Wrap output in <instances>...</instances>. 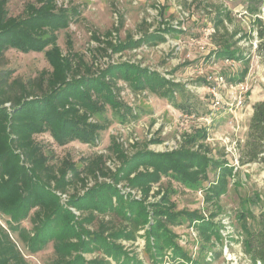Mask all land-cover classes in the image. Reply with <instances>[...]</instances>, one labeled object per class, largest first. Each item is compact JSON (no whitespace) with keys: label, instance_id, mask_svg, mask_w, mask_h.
Returning <instances> with one entry per match:
<instances>
[{"label":"trees","instance_id":"obj_1","mask_svg":"<svg viewBox=\"0 0 264 264\" xmlns=\"http://www.w3.org/2000/svg\"><path fill=\"white\" fill-rule=\"evenodd\" d=\"M245 1L249 12L259 11L264 3V0ZM40 2L28 4L25 15L13 16L8 13L6 0H0V59L14 48L24 53L43 52L51 66L50 71L44 69L28 82L19 78L10 81V75L0 71V216L5 221V225L0 222V264H30L25 251H41L52 239L57 242V252L64 254L53 264H113V261L143 264L122 242L137 240L141 230H145L146 248L154 260L161 261L170 253V258L179 264H202L206 258H193L179 243L173 226L184 220L195 226L197 235L207 243L203 249L211 247L214 237L221 240L224 224L217 220L222 210L220 198L228 191L230 179L236 177L237 166L226 153H215L205 142L206 127L186 134L179 147L166 151L138 149L128 156L114 142L113 158L118 163L115 170L107 164L104 154L90 157L82 167L69 159L57 167L51 164L35 140L36 134L49 131L60 143L80 140L95 144L110 120L101 122L93 117L107 106L117 111L123 123L137 117V112L120 100L119 80L133 90L147 89L168 99H174L181 84L148 66L128 61L110 62L100 68L73 51L70 38V50L64 54L58 43V31L68 28L79 10L74 7L71 11L59 5L58 0ZM226 18L231 19L230 11L219 8L214 15L215 30ZM257 22L263 25L262 19ZM262 25L258 30L261 39ZM107 35L104 50L110 47L114 52L166 41L165 32L157 31L119 42L114 41L113 32ZM232 37L229 34L219 41L213 37L217 47L212 53L216 59L233 58L248 63L246 55L235 47L236 42H231ZM96 39L103 42L98 36ZM248 68L246 64L231 79L242 81ZM253 108L241 163L264 162V98L255 102ZM210 171H215L214 180L210 179ZM91 177L96 180L92 186ZM163 177H171L190 189H202L204 200L216 209L209 213L178 209L171 197L172 185L155 189ZM100 178L110 181H99ZM123 181L124 187L139 190L141 198L124 191L119 186ZM205 181L209 184L205 185ZM78 184L84 192H75L64 203L59 192ZM151 196L157 198L151 201ZM247 213L256 217L258 226L246 236L245 251L254 262L264 264V206L258 216L248 208L239 216L244 218ZM101 215L117 216L125 224L116 230L92 229L90 224ZM25 221L31 226L25 225ZM92 252L99 256L87 258L85 254Z\"/></svg>","mask_w":264,"mask_h":264},{"label":"rangeland","instance_id":"obj_2","mask_svg":"<svg viewBox=\"0 0 264 264\" xmlns=\"http://www.w3.org/2000/svg\"><path fill=\"white\" fill-rule=\"evenodd\" d=\"M6 3L9 15L13 16L25 15L30 3L41 4L40 0H6ZM58 4L67 6L71 11L74 7L79 10L69 27L58 31V43L64 54H68L70 50V38L72 50L83 55L88 63L94 62L100 68H105L110 62L137 63L148 66L181 85L176 88L174 99L161 97L147 89L140 91L141 95L137 97L138 92L123 89L125 93L120 100L126 104L132 102L133 110L137 112L136 120L125 125L119 119L122 117L117 116V111L107 106L104 112L93 117L101 122L110 120L108 128L99 133L98 143L90 144L80 140L60 143L49 131L36 134L35 140L42 146L48 161L57 167L62 161L69 159L82 167L90 157L104 154L107 164L115 170L118 163L113 158L114 142L121 145L128 156L138 149L166 151L179 147L186 134L206 127L208 137L205 142L215 153H226L237 166L236 170L238 169L236 177L230 179L228 191L220 198L222 210L217 220L224 224L222 239L214 237L211 247L203 249L207 243L201 235H197V229L189 225L187 220L173 226V229L178 233L181 246L193 258H206L203 263L260 264L254 262L244 247L246 236H249L251 229L257 228L258 220L249 213L241 218L239 213L248 208L258 216L264 206V162H240L254 111L253 104L264 98V38L261 39L258 34L262 24L257 22L258 18L262 19L264 26V3L255 12L247 10L245 0H58ZM219 8L224 12L229 10L231 19L226 18L216 32L214 15ZM176 23H180L182 28L174 27ZM168 27H171L169 31ZM110 31L117 42L125 41L130 36L138 39L143 34L154 31L165 32L166 41L157 45L144 43L121 52H114L110 47L105 51L106 37ZM229 34L233 36L231 42H236L235 47L240 48L248 58V63L235 60L230 64L225 59H216L212 53L217 47L213 37L219 41ZM97 36L103 42H99ZM246 64L249 68L244 79L240 82L233 81L231 78ZM44 69L50 71L51 66L43 52L24 53L11 48L0 59V71L10 75V81L19 78L28 82ZM218 75H224L226 83L217 85L221 103L215 105L211 82L215 83ZM118 83L122 87L125 81L119 80ZM133 96L135 99H132ZM156 139L160 142L154 141ZM209 175L211 180L215 179V171H210ZM102 180L110 181L107 178L99 179ZM95 182V178L91 177L89 185L92 186ZM124 183L126 182H121L119 186L124 187ZM169 184L173 188L171 197L178 209H199L207 213L216 209L204 200L202 189L187 188L171 177H163L161 184H156L155 189ZM204 184L208 185L209 182L205 181ZM124 188L134 196L128 191L129 187ZM82 189L78 184L59 193L66 203L75 192L82 194ZM138 198H141V192ZM155 198L157 197L151 196L150 200ZM79 215L81 216L80 213ZM0 222L5 225L1 216ZM24 224L31 226L27 221ZM124 224L117 216L101 215L90 227L116 230ZM144 233L145 230H141V235L135 241H122L137 254L143 264H179L170 258V253L161 261L154 260L146 248ZM56 244V240L52 239L41 251H25L28 262H57L64 254L57 252ZM85 255L89 259L99 256L97 252ZM113 264L117 263L113 261Z\"/></svg>","mask_w":264,"mask_h":264},{"label":"built area","instance_id":"obj_3","mask_svg":"<svg viewBox=\"0 0 264 264\" xmlns=\"http://www.w3.org/2000/svg\"><path fill=\"white\" fill-rule=\"evenodd\" d=\"M180 23H176V25H173L174 27H176V28H178V29H181L182 28V26L181 25H179ZM184 29H186V27H184ZM213 51V50H212ZM215 56V55H214ZM225 60L227 61V62H229L230 64L231 63H234V61H235V59H233V58H225ZM215 80H216V82L215 83H212L211 82V90H212V93L215 95V98L213 99V103L215 104V105H218V104H220L221 103V100L219 99V94H218V92H217V85L219 86V85H221V83H226L225 82V79H224V75H218L217 77H215ZM121 85V84H120ZM118 86H119V83H118ZM121 87V86H120ZM123 89H127V90H130L131 92H138V93H136V96L138 97V95H141V92L140 91H144V90H138V91H136V90H133V89H131L129 86H128V84L125 82L124 83V86H122L121 88H120V91H119V97H120V99L123 97V95H124V93H125V91L123 90ZM132 99H135V97L133 96V98ZM241 103H243L242 101H240ZM127 104L129 105V106H131L133 109H134V105L132 104V102L131 103H129V102H127ZM135 111V110H134ZM133 120H136V118L135 119H132L131 121H129L128 123H124L125 125L126 124H129V123H133ZM113 167V166H112ZM125 191V190H124ZM128 191H131L133 194H134V196L135 197H139V195H140V191H138V190H136V189H131L130 187H129V190ZM127 192V191H126ZM139 194V195H138ZM64 199V198H63ZM72 210H74L75 211V213L77 214V215H79V213H80V211L79 210H77L75 207H70ZM259 263L261 264V262L259 261Z\"/></svg>","mask_w":264,"mask_h":264},{"label":"crops","instance_id":"obj_4","mask_svg":"<svg viewBox=\"0 0 264 264\" xmlns=\"http://www.w3.org/2000/svg\"><path fill=\"white\" fill-rule=\"evenodd\" d=\"M254 103H255V102H254ZM261 210H262V209H261ZM261 210H260V211H261ZM260 211H259V213H260ZM258 215H259V214H258Z\"/></svg>","mask_w":264,"mask_h":264}]
</instances>
